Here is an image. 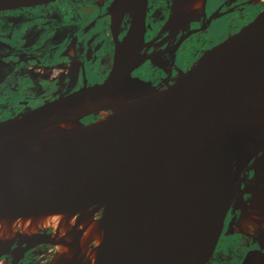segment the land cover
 I'll use <instances>...</instances> for the list:
<instances>
[{
    "label": "water",
    "instance_id": "1",
    "mask_svg": "<svg viewBox=\"0 0 264 264\" xmlns=\"http://www.w3.org/2000/svg\"><path fill=\"white\" fill-rule=\"evenodd\" d=\"M60 1L0 0V9ZM145 4L129 2L103 81L22 102L0 121V222L91 210L101 232L91 264H207L240 175L264 156V127L250 121L264 114V0L147 80L130 74ZM240 264L264 255L246 252Z\"/></svg>",
    "mask_w": 264,
    "mask_h": 264
},
{
    "label": "flooded vegetation",
    "instance_id": "2",
    "mask_svg": "<svg viewBox=\"0 0 264 264\" xmlns=\"http://www.w3.org/2000/svg\"><path fill=\"white\" fill-rule=\"evenodd\" d=\"M131 1L62 0L0 9L4 32L0 36V121L22 102L103 81L129 29ZM174 1L146 0L144 32L130 68L132 76L161 77L184 64L235 22L252 0H202L199 14L182 16L173 14L182 12ZM263 190L264 178L250 161L223 220L218 239L222 252L214 254L217 242L207 264H240L245 253L253 250L264 255ZM86 211L91 215V210ZM246 214L252 215L251 228L243 232L239 226ZM45 232L51 235L49 229ZM15 246L0 253L4 264H48L43 258L50 252L49 245L38 243L25 249L22 244L17 254Z\"/></svg>",
    "mask_w": 264,
    "mask_h": 264
},
{
    "label": "bare ground",
    "instance_id": "3",
    "mask_svg": "<svg viewBox=\"0 0 264 264\" xmlns=\"http://www.w3.org/2000/svg\"><path fill=\"white\" fill-rule=\"evenodd\" d=\"M200 7L201 0H184L181 11L184 13L194 12L195 14H199ZM250 121L264 127V114H257ZM31 126L35 127V125ZM71 127H73V124L53 126L47 128L45 132L55 133L59 129L64 130ZM254 166L258 173L264 178V156L256 159L254 161ZM251 216V214L245 215V219L239 226V230L243 232L250 231L251 225L248 220ZM98 220L99 217L95 218L85 210L80 215V218L75 215H54L32 220L22 219L10 224L0 222V252L4 249H8V247L14 243H17V249L13 250V252L17 254V252L20 251L19 247L22 244L33 246L37 239H56L64 236L60 241L53 242V246L56 250L55 255L62 256V262L60 264H76V261L73 262L75 256L81 252L87 255L83 260L84 262L81 264H91L101 239L100 224ZM75 223L74 231L69 235L68 233ZM45 228L50 230L52 236L45 232ZM56 258V256H53L52 261L56 260ZM0 264L4 263L0 260Z\"/></svg>",
    "mask_w": 264,
    "mask_h": 264
},
{
    "label": "rangeland",
    "instance_id": "4",
    "mask_svg": "<svg viewBox=\"0 0 264 264\" xmlns=\"http://www.w3.org/2000/svg\"><path fill=\"white\" fill-rule=\"evenodd\" d=\"M3 34H4V32L3 31L1 32V30H0V36H2ZM96 215L98 216L99 214L96 213ZM47 230H48V228H45V231H47ZM233 241H234V239L232 238V239H230L229 243L231 244ZM15 244L17 246V243H14V246H15ZM47 245H49V248L48 249H49L50 252H49V254L47 256H45L43 258V259H45L43 262H46L48 264H60L62 262V256L61 255H55V251L56 250H55V248H54V246L52 244H47ZM220 246H222L221 245V240L218 242V245H217V247L215 249L214 254L217 255L218 252H222V248H219ZM4 252H6V249L2 250L0 253L2 254ZM214 254H213V256H214ZM53 256H56L57 257L56 260H54V261H52V259H51V258H53ZM85 257H87V255H85V254H83L81 252V253H79V254H77L75 256V260L73 262L77 261L76 264H81V263L84 262L83 260L85 259Z\"/></svg>",
    "mask_w": 264,
    "mask_h": 264
},
{
    "label": "trees",
    "instance_id": "5",
    "mask_svg": "<svg viewBox=\"0 0 264 264\" xmlns=\"http://www.w3.org/2000/svg\"><path fill=\"white\" fill-rule=\"evenodd\" d=\"M90 119L91 118H85V119H82L81 122H84L85 123V122L89 121Z\"/></svg>",
    "mask_w": 264,
    "mask_h": 264
}]
</instances>
